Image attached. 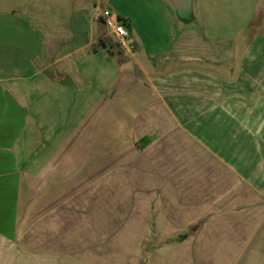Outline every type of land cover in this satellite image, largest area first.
<instances>
[{
    "label": "crops",
    "instance_id": "0c3cea01",
    "mask_svg": "<svg viewBox=\"0 0 264 264\" xmlns=\"http://www.w3.org/2000/svg\"><path fill=\"white\" fill-rule=\"evenodd\" d=\"M92 11L126 20L131 57ZM250 143L264 0H0V264H264L261 192L184 175Z\"/></svg>",
    "mask_w": 264,
    "mask_h": 264
},
{
    "label": "rangeland",
    "instance_id": "374dc122",
    "mask_svg": "<svg viewBox=\"0 0 264 264\" xmlns=\"http://www.w3.org/2000/svg\"><path fill=\"white\" fill-rule=\"evenodd\" d=\"M94 17L95 14L93 11L89 13L91 20ZM251 145L250 143L248 159H246V152L240 150L233 151V158L236 161L234 160L235 165L231 168L215 165V154L217 155L221 152H215L213 150L205 151L202 149L201 161L198 164L188 166L187 161H185L184 175L192 174L198 178L199 182L194 183V190L199 187L201 190L207 192L216 191L223 193L232 190L234 194H243L242 196L251 195L252 197L255 196L254 193L261 192L259 194L264 198V150L256 151V149H251ZM186 157H188L187 153ZM242 157L246 159L245 161L243 159V162L241 161ZM254 202L257 201L254 200ZM249 205L257 204L250 203Z\"/></svg>",
    "mask_w": 264,
    "mask_h": 264
},
{
    "label": "built area",
    "instance_id": "2783aa9c",
    "mask_svg": "<svg viewBox=\"0 0 264 264\" xmlns=\"http://www.w3.org/2000/svg\"><path fill=\"white\" fill-rule=\"evenodd\" d=\"M96 20H103L108 37L114 42L117 52L124 58L131 57L135 48L130 39L126 26V20L111 11H105L95 17Z\"/></svg>",
    "mask_w": 264,
    "mask_h": 264
},
{
    "label": "water",
    "instance_id": "95a60500",
    "mask_svg": "<svg viewBox=\"0 0 264 264\" xmlns=\"http://www.w3.org/2000/svg\"><path fill=\"white\" fill-rule=\"evenodd\" d=\"M176 10L188 11L191 0H169Z\"/></svg>",
    "mask_w": 264,
    "mask_h": 264
},
{
    "label": "trees",
    "instance_id": "16d2710c",
    "mask_svg": "<svg viewBox=\"0 0 264 264\" xmlns=\"http://www.w3.org/2000/svg\"><path fill=\"white\" fill-rule=\"evenodd\" d=\"M100 43H101V44H104V41H101ZM114 49H115V53H113V54H116V55L121 56V55L117 52L115 44H114Z\"/></svg>",
    "mask_w": 264,
    "mask_h": 264
}]
</instances>
